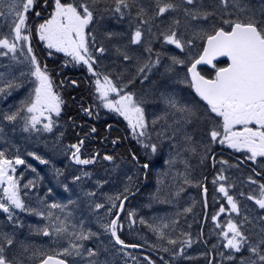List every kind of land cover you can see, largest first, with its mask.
Listing matches in <instances>:
<instances>
[{"label":"snow or ice","instance_id":"6c2138e0","mask_svg":"<svg viewBox=\"0 0 264 264\" xmlns=\"http://www.w3.org/2000/svg\"><path fill=\"white\" fill-rule=\"evenodd\" d=\"M181 12L183 25L177 17L164 31L153 33V21L163 19L169 13ZM104 13L117 20L128 17L130 26L132 22L135 23V29L128 44L113 45L119 63L112 61V67L104 64L102 68L109 51L105 40L111 41L122 35L106 30L102 33L103 38L97 40V24L104 19ZM145 30L150 37L147 41L143 39ZM35 37L42 42L49 57L62 53L64 66L86 67L92 78L97 103L95 108L82 106L81 110L91 117L94 114L98 116L99 108L103 107L122 116L145 156L141 163L140 157L131 153V163L139 166L145 174L155 164L151 157L162 149L165 141L171 149H177L175 155L169 152L170 158L165 161L166 164L171 167L178 158H183L185 171L176 173L177 177H182L183 185L200 186V181L192 175L188 157H199L203 164L211 155L215 168L217 161L212 149L216 144L244 150L247 161L257 162L259 159L257 167L261 172L256 174H264V0H261L259 8L254 7L253 0H218L215 6L205 5L202 0H156L154 7H145L141 0H0V58L6 61L0 62V98L26 89V94L16 105L0 109V137L5 135L6 126H11L15 132L19 125L20 130L27 134L25 139H31L52 133L59 124L65 102L55 90L53 70L49 69L47 63L41 62L33 49ZM154 40H160L162 47L174 45L180 54L154 50ZM130 45L142 46L143 51H131ZM165 55L168 62L163 65L164 74H172L179 83H186L194 89L192 100L185 101L179 91L167 90V85L164 91H160L159 86L153 84L154 90L139 95L135 90H130L137 82L151 83L150 74L161 65V57ZM217 57H226V65L218 67ZM179 68L184 69L182 76ZM64 83L63 80L60 82L61 85ZM70 85L78 87V81L71 79ZM149 94L156 95L162 104L159 114L153 113L151 121L146 116L145 97ZM150 128L154 130L157 142H153ZM96 131L92 127L89 133L70 145H62L64 134L60 132L54 141L53 151L62 150L66 156L70 153V160L77 165H95L101 158L100 153L82 158L81 151L84 138ZM118 140L117 137L111 143L115 145ZM5 143L11 142L5 140ZM13 147L17 154L11 158L0 147V214L5 217V223L0 224V264H25V259L34 264H111L109 257L117 253L139 264L126 249L142 245H128L120 236L122 219L135 224L134 210L128 211L126 217L122 216L125 202L134 187L132 177H126L127 182L121 192L104 194V203L96 202L95 192H85V197L89 199L88 210L97 216V230L93 231L86 219L73 222L74 213L70 206L77 204V201L69 199L66 203L54 201L49 204L39 194L34 198L30 196L28 190L35 188V182L29 180L21 186L16 176V166L24 165L26 161L19 154L20 146ZM27 155L42 164L51 163L35 151L27 152ZM102 160L111 162L112 171L119 174L120 165L115 156L105 153ZM219 163L221 168L212 183L214 187L218 186L216 193L221 194V202L218 210L211 215V220L215 222V236L221 240L219 247L227 249V253L220 251L219 255L228 264H264V216L255 218V221L248 214L239 218V201L231 194L235 184L229 183V177L225 175L235 166L229 165L226 160ZM27 167L32 168V165ZM32 171L35 172V168ZM52 171L53 179L58 183H62L61 178L67 179L54 164ZM91 175L86 171L80 175L73 174L72 184L78 186L83 178ZM203 179L206 181L207 178ZM247 180L258 186V194L249 193L245 199L254 201L258 209L264 211V183L251 175ZM106 183L105 180H98L96 187L100 189ZM157 183L159 185L160 181ZM63 188L65 191L72 190L68 183H63ZM171 189L172 186L169 192L161 193L158 187L153 198L168 203L172 196L178 197L184 190L182 186L174 192ZM47 191L51 193L52 188L49 187ZM203 192L206 209V184ZM239 196L243 197L245 193L240 192ZM216 198L214 195V202ZM17 210L44 218L47 223L35 231L50 237L57 248L45 249L18 240V227L24 225ZM99 210H103L104 216L98 215ZM57 211L59 214H56ZM182 211L189 213L192 208ZM222 214H227L224 223L218 219ZM175 215L179 216L180 213ZM233 215L237 218L234 219ZM154 220V223L147 225L156 236L152 248L171 257H183L193 244L191 233L181 232L183 239H178L171 234L176 230L178 220ZM256 221L259 223L258 231L246 227ZM140 222L147 224L142 217ZM9 226L11 231H6L5 228ZM29 228L32 226L29 225ZM102 236L109 241L108 244L101 240L92 247L86 246ZM203 243L207 244L208 241L204 240ZM17 245L19 255H9ZM217 247L212 245L213 250ZM201 255L207 257V252ZM145 259L147 264H156L151 256ZM208 264L217 262L213 259Z\"/></svg>","mask_w":264,"mask_h":264},{"label":"trees","instance_id":"16d2710c","mask_svg":"<svg viewBox=\"0 0 264 264\" xmlns=\"http://www.w3.org/2000/svg\"><path fill=\"white\" fill-rule=\"evenodd\" d=\"M141 2L144 4L145 7H154L156 0H141ZM202 2L205 5H212L215 6L216 3H218V0H202ZM261 0H253V5L256 8L260 7ZM104 19L100 21L101 23H104L103 26L101 24V27H97L98 31L96 33L97 40L100 41L103 36L102 33L106 30L108 31H114L118 33H122L121 36L116 37L112 39L111 41L105 40L106 47H108L109 51L106 54L107 60L109 61L108 66H113L112 61H116V63H119V60L115 53V48L113 45L120 44V43H129L131 33L135 29V23L132 22L130 26V19L128 17H125L124 19L117 20L116 18L110 16L108 13H104ZM179 18L181 20V25H183L184 22V16L183 13H169L166 14L163 19H157L152 22V31L153 33L162 32L164 31L167 26L171 23L172 19ZM108 21V22H107ZM181 31H183V28L181 27ZM149 34L145 30L143 39L147 41L149 39ZM33 49L35 53L37 54L38 58L41 60L42 63H47L49 69H52V76L55 81V90L60 93L64 100V105L62 106V114L59 119V124L57 125V128L60 130V132H63V138H62V145H70L73 143H76L78 138L84 137L85 133H89L90 129L92 127H95L97 129L96 133L89 134L86 138H84V145L82 147L81 155L82 158H88L93 153L99 152L100 153V159H98V162L95 165H77L74 161L70 160V153L66 156H62L60 159L61 168H64L65 170L68 169L69 172L74 169L84 170L86 172H90L94 177H99V180H105L107 181L106 184H104V189L107 191L109 190L113 184H112V165L111 162H106L102 160V156L107 153L109 155H113L116 157V162L119 164V162H125L127 160L130 164L131 163V153H136L138 157L141 159V163H143V159L141 158V146L139 143H137L136 139L130 134L128 128L126 127L125 122L115 115H113L110 112H106L103 110L102 107L99 108V114L88 116L86 113H84L81 110V107H89L90 105L95 108L96 106V97L93 95L94 89L91 83V76L87 72L85 67L80 66H73V65H63V54H58L49 57L47 55V51L45 50L44 45L42 42H39L38 39L35 37L34 41L32 42ZM153 48L156 51H160L162 53L167 54H180L178 49H175L174 45H164L161 46L160 40H154L153 42ZM131 51L134 52H142L143 47L137 46V45H130ZM168 62L167 55L161 57V65L157 66L156 69H154L153 79L151 83L149 84H162L163 91L165 90L164 86L167 85V90L171 91L173 89L178 90V86L185 84V83H179L177 81V77L172 76V74H164V67L163 65ZM225 62H221L219 64L220 67L224 66ZM206 70V69H205ZM179 74L182 76L184 69L179 68L178 69ZM158 73V75H157ZM159 79L157 80V78ZM71 79H76L78 81V87H73L70 85ZM162 79V80H161ZM65 81L63 85L60 84L61 81ZM141 84L140 82H137L132 89L130 90H141ZM141 92V91H140ZM182 98L185 101H189L186 98H184L183 94L184 92L179 91ZM148 111L157 110L159 112L160 104L151 102H148L146 104ZM149 113V112H148ZM71 118V121L70 119ZM75 125V126H74ZM109 125L111 127L109 128ZM119 138L118 142L113 145L111 141L113 139ZM167 143V142H165ZM64 152H62L63 154ZM190 157H188L189 159ZM183 164V162H182ZM42 170V168H40ZM43 171V170H42ZM38 175V173L32 174L30 176ZM71 180L68 179L64 183H68L70 185V188L72 187ZM48 183L44 182L42 185L38 183L36 194L41 195V197L45 196H53L54 194H61V192L58 191V188H52V192L48 193ZM133 185H135L133 183ZM137 188L141 187L142 184L138 183ZM165 186L168 184L165 182ZM41 186V187H40ZM40 187V188H39ZM153 188V184L152 187ZM150 188V189H151ZM149 191V187L145 188ZM78 192V189H77ZM150 194L153 193L152 191H149ZM149 194V195H150ZM68 196V195H67ZM78 195H75L73 197H66L67 199L71 200H77ZM104 203V201H102ZM153 207H158L159 210L153 209ZM75 209V208H74ZM147 215V217L152 218L159 216L162 218H166V220H176V218L173 215V204L165 203L161 201L160 203L155 202H148V204L144 205V210L142 211ZM160 213V214H158ZM21 222L23 223V227L19 228L17 231V238L20 241H24L27 244L35 245L38 247H43L45 249H56L57 245L53 244L50 237H46L43 235L42 232L35 231L36 228H42L46 221L43 220L41 217L31 215V214H20L19 215ZM183 220V217H182ZM5 223V217L3 214H0V224ZM29 225L32 226V228H29ZM177 229L174 233L171 234L178 238L183 239L182 236H180L181 232H187V228H179L178 224L176 225ZM6 231H11V227H6ZM122 237L125 240L127 239V235L122 234ZM107 243L109 241L104 238ZM97 240H94L92 242L87 243V247H92L94 244H99ZM66 246V245H64ZM13 253H16L19 255V245H17L15 248L11 250L9 255H12ZM159 255L163 257L165 261L173 262L174 264H191L192 263V250L191 247L188 248L184 254L183 257H171L168 253H165L163 251H157ZM216 253V252H215ZM151 258L156 261L157 264H164L162 261L158 260L155 256L151 255ZM71 259V258H70ZM201 263H204V259L202 257L198 258ZM218 263L219 257L215 260ZM25 264H34V262L27 261L25 259ZM221 264V263H220Z\"/></svg>","mask_w":264,"mask_h":264},{"label":"rangeland","instance_id":"374dc122","mask_svg":"<svg viewBox=\"0 0 264 264\" xmlns=\"http://www.w3.org/2000/svg\"><path fill=\"white\" fill-rule=\"evenodd\" d=\"M97 27H98V25H97ZM120 44L123 45V44H127V43H120ZM106 61H107V58H106L105 62ZM0 62L6 63V61H3L2 58H0ZM0 70H2V69H0ZM153 74H154V70L150 74V81H152V80L154 81V79L152 78ZM147 83L148 82H145L144 84L140 83L141 88H142L141 90H143V91L137 92L138 95L146 92L144 90L146 88ZM25 94H26V89H20L17 91H13L10 96H7L5 98H0V109H7L9 105H16L18 103V101L21 98H23V96ZM151 96H152L151 94L147 95L146 99H151ZM103 110H105L106 112H110L113 115H117V116L121 117L122 119H124L122 116H120L119 114H117L113 111H110V110L105 109V108H103ZM126 123H127V121H126ZM127 126H128V123H127ZM130 131H131V129H130ZM59 133H60V130L58 128H56V129H53L52 133H44L39 137L33 136L31 139H25L27 134L23 133L20 130L19 125L16 126L15 132L12 131L11 126H6L5 127V135L3 137H0V147H3L6 150V154L9 156V158H11L13 155L17 154L16 149H15V147H13V145H19L20 146V153L19 154L26 161V163L24 165H17L16 166V169H17L16 176L20 179L22 187L29 180H32L35 182V188L34 189L29 188V190H28L31 197L34 198V196L36 195L35 192H36V189L38 188L37 187L38 183H40L42 185L44 182L49 184L48 187L58 188V191L61 192V194H54L53 196H50V197L45 196V198L47 199V202L49 204H51L54 201L59 202V203H66L69 200L66 197H73L75 195H78L77 200H74V201H77V204L70 206V210L74 213V221L73 222H75L76 220L81 219V218L86 219L88 221V226L92 227L93 231H96L97 230V224H96L97 216L93 215L92 212H90L88 210L89 199L87 197H85V192H95L96 196L94 199L96 200V202H99V203H102V201H104V199H103L104 194L113 195V193L110 192V194H109L108 192H105L103 188L98 189L96 187V181H98L99 179H96L93 176L83 178L78 186L72 184V187H71L72 190L71 191H65L64 190L63 183L66 182L68 179L71 180V175H73V174L80 175L82 172H85V171L73 168V170H71L69 172L68 169L65 170L64 168H61V166H59L60 159L62 158V156L65 155L64 153L62 154V152H63L62 150L58 149L56 151H53L54 141L56 139V136ZM5 140L10 141L11 143H5ZM30 151L37 152L38 155H41L44 159L50 160L51 163L48 165L40 163V161L35 160L34 157L27 155V152H30ZM29 164L32 165V168H35V170H36L35 172L32 171V168L27 167V165H29ZM53 164L57 168H60L64 172L65 177H67V179L61 178L62 183H58L56 180L53 179V171H52V165ZM40 168H42L43 171L40 170ZM134 172L135 171L133 170V168H124L123 170L119 171L120 179L122 182H119V180H117V178H115L116 182H119V184H120L121 189L119 190V192H121L123 190V187L125 186V183L127 182L126 177L127 176L131 177L132 175H134ZM21 173H23L22 176H21ZM35 173H38V175H35L33 177L30 176V175L35 174ZM134 176L136 177V175H134ZM41 177H42V179H41ZM70 182L72 183V181H70ZM77 189H78V192H77ZM153 189L154 188H151V189L149 188V191H152ZM114 190H116V189H114ZM160 190H162V189L160 188ZM117 191H115V194H117ZM249 191L251 194H254L252 189H249ZM39 196H41V195H39ZM178 200H180V197L176 196L175 200H173L172 198L170 199V203L172 204L173 202L178 201ZM253 202L254 201L248 200L246 203L247 207L250 208V211H253V209H254ZM143 204L146 205L145 203H143ZM153 209H158V208L153 207ZM130 210H134L135 215L140 212L137 209V207H135L133 205L130 208ZM54 211H56V210H54ZM17 214H18V216L20 215L19 210H17ZM24 214H28V213H24ZM56 214H59V212L57 211ZM98 215L104 216L103 210H99ZM135 215H134L135 224H131V227H130L131 230L132 229L135 230L134 238L137 239L140 243H142L144 245H150L151 246L153 243H156V236L147 225L154 223L155 222L154 218L159 219L162 217H153L152 216V218H149L143 212L141 217L145 221H147V224H142L140 222L141 217H136ZM239 218H243V215L240 214ZM42 219L45 220L44 218H42ZM164 219H166V218H164ZM46 223H47V221H46ZM138 224H141V225H138ZM142 225H144V226H142ZM182 227H184V225H182ZM250 228L252 229V227H250ZM176 229H177V226H176ZM174 233H177V232L174 231ZM104 238L105 237L102 236L100 238V240H97V241L100 242L102 240L105 244H108ZM209 238H212V236ZM195 241H197V238H193V244L191 246L192 248L196 244ZM200 248L201 247H199V249ZM127 252L131 253V256L136 257V261H138L139 264H147V261L145 259V257H146L145 255L137 254V253L130 252V251H127ZM109 259L111 260V264H136V262L132 261L130 259V257H125L121 253H117L114 256H111V257H109Z\"/></svg>","mask_w":264,"mask_h":264},{"label":"flooded vegetation","instance_id":"af4514ba","mask_svg":"<svg viewBox=\"0 0 264 264\" xmlns=\"http://www.w3.org/2000/svg\"><path fill=\"white\" fill-rule=\"evenodd\" d=\"M30 22H32L30 20ZM37 23L39 21H36ZM38 39V37H36ZM35 39V38H34ZM33 39V41H34ZM32 41V42H33ZM213 152L215 153V159L217 163L215 164V168H213L212 164V158L211 155L207 160H205V164H194L192 165V175L195 176L200 181V186H197L196 184H191L189 188V199H190V206L192 208V212H189V220H190V231L192 236H200V233L202 231V236H212L216 238L215 232H214V225L215 222L211 220V215L218 210L219 203L221 202L219 199V196L221 194L216 193V187L213 185L212 180L213 177L216 175V173L220 170L221 165L219 161L226 160L228 161L229 165H233L235 167H232L229 171L225 172V175H228L229 177V183L235 184V189L231 194H234L239 201L240 205V214L245 215L248 214L250 217H252L255 221V218H258L260 216H264V211H260L258 209V206L254 204L253 211H250V208L247 207V199H245V196H239L240 192H244L246 188L252 189L254 195L258 194V186L256 184H251L248 180V176H253V178L260 183H264V174L257 175L256 173L261 172V169L257 167V164L259 163V159L257 162L247 161V157L244 153V150H234L229 148L228 146L223 147H213ZM158 166L157 168H159ZM227 168V166H225ZM156 168V170H157ZM255 169V172L253 171ZM142 170V169H141ZM156 170H154L153 166L150 167L149 170H147V173L144 175L143 178L147 180L148 178H158V175H155ZM143 172V170H142ZM162 175L164 173L162 172ZM203 177H206V181L203 179ZM206 184L208 188L207 193V201H208V207L205 209L204 207V192L203 187ZM247 190V189H246ZM214 195L217 197L214 202ZM133 200V199H132ZM226 204V201H224ZM227 206V205H226ZM250 212V213H249ZM178 213H181V210H179ZM233 218L236 219V216L233 215ZM220 223H224L227 219V214H222L221 217L218 218ZM247 228L251 229L255 228L257 231L259 230V223L258 221L254 222V224H249L246 226ZM200 236V237H202ZM213 240H208L209 243H212ZM199 244H197L195 247H198ZM211 250V248H208ZM225 253H227V249H223ZM214 255L208 254V261L212 260Z\"/></svg>","mask_w":264,"mask_h":264},{"label":"water","instance_id":"95a60500","mask_svg":"<svg viewBox=\"0 0 264 264\" xmlns=\"http://www.w3.org/2000/svg\"><path fill=\"white\" fill-rule=\"evenodd\" d=\"M216 59H217V61H219V60H221V59H225V60H227L226 57H217ZM198 67H201V66H198ZM208 67H211V66H208ZM138 248H139V249H142V250H144V251H146V252L152 253L150 250L145 249V248H143V247H138Z\"/></svg>","mask_w":264,"mask_h":264},{"label":"bare ground","instance_id":"6f19581e","mask_svg":"<svg viewBox=\"0 0 264 264\" xmlns=\"http://www.w3.org/2000/svg\"><path fill=\"white\" fill-rule=\"evenodd\" d=\"M148 185L145 183V188L147 187ZM202 232V231H201Z\"/></svg>","mask_w":264,"mask_h":264}]
</instances>
